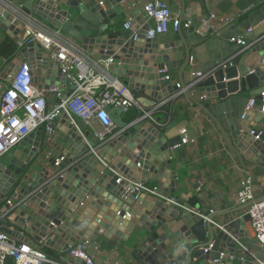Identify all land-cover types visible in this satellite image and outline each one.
<instances>
[{"label":"water","instance_id":"1","mask_svg":"<svg viewBox=\"0 0 264 264\" xmlns=\"http://www.w3.org/2000/svg\"><path fill=\"white\" fill-rule=\"evenodd\" d=\"M120 3L121 0H106L99 6L94 1L25 0L18 5L14 0H0V31L13 38L24 24L16 20L10 25L12 14H23L61 34L92 61L111 59L108 75L126 86L134 101L145 109L178 91L164 79L169 77V71L177 69V82L187 88L188 99L203 109L224 138L225 130L230 132L235 140L232 148L253 163L264 180V125L259 139L252 141L247 120H240L251 98L255 105L249 117L254 112L259 114L258 101L264 91V0H258L257 6L245 13L241 24L233 23L219 33L211 28L201 29L208 17L193 14V6L180 0V5H172L170 10L181 21L188 15L190 25L181 26L177 36L165 43H158L165 35L143 41L145 27L139 40L133 42L129 30L118 31L114 21L106 23L122 13ZM232 34L243 45H230ZM26 62L32 64L36 78L48 76L46 84L64 87L61 98L75 89L34 43H28L16 54L4 74H13ZM193 90L207 98L205 105L197 101ZM54 102L58 100L50 95L47 104ZM107 111L118 130L101 147L89 132H84L81 121L73 124L60 113L49 128L39 127L0 155V205L10 193L15 198L7 221L24 227L27 238L35 242L46 238V246L57 252H65L77 241L84 244L94 240L97 235H114L123 240L130 237L136 260L125 264H192L193 260L211 264L224 252V246H234L229 235L239 236L238 230L248 221L247 216L228 222L224 231L216 233L209 213L194 216L181 206L133 190L134 183L145 184L147 169L154 172L170 167L173 150L182 144L186 133L179 135L180 128L172 127L156 130L138 119L126 123L119 108L108 107ZM183 128L184 132L190 131V127ZM84 140L94 146L93 151ZM163 159L166 164L161 163ZM105 162L109 165L105 166ZM117 173L130 183L120 180ZM158 176L156 180L160 181L161 173ZM160 184L159 192L166 186L162 181ZM262 198L264 193L259 197ZM184 207L193 209L189 204ZM17 217L22 221L18 222ZM29 223L39 227V231H31ZM2 232L15 236L8 227ZM118 232L124 235L119 236Z\"/></svg>","mask_w":264,"mask_h":264},{"label":"built area","instance_id":"2","mask_svg":"<svg viewBox=\"0 0 264 264\" xmlns=\"http://www.w3.org/2000/svg\"><path fill=\"white\" fill-rule=\"evenodd\" d=\"M99 5L101 6L102 2H99ZM141 11L142 22H138L133 16H129L122 25L124 30H129L132 33L131 40L133 42L139 40V33L144 27L146 29L142 40L152 41L158 36L177 33L181 26L188 28L190 25L188 20L181 21L178 14L172 13L165 0H143ZM16 20H21L24 24L22 30H18L15 36L17 37L15 39L17 51L19 52L28 43L39 45L45 51L47 59L57 66L64 77L72 81L75 89L63 99L61 95L64 87L46 84V77L48 76H40L39 80L42 79L40 82L43 87L38 88L34 82V77L36 78L33 73L34 68L30 66L29 62L22 63L13 71V74H4V81L7 82V85L4 86L0 83V155L21 143L25 137L39 127L49 128L60 113L69 118L73 124L74 121L79 120L83 123L84 128H89L90 131L86 132H89L93 139L97 140L98 147H101L109 137L116 133L114 131L117 128L109 117L108 107L119 108L122 113L127 112L131 107H136L143 116L150 115L144 110L145 108L134 101L126 86L108 75L107 68L111 59L94 62L61 34L52 32L36 19L19 13L12 14L10 25H13ZM234 20L230 16L219 18L216 14H211L206 21L201 23L203 25L201 27L210 22L212 23L211 29H221L223 26L227 27L233 24ZM150 21H153L152 26L149 25ZM250 31L248 30V32ZM230 42L243 45L239 37L230 38ZM197 76L201 75L198 74ZM164 79L169 80V77ZM46 85H48L47 89L45 88ZM175 86L178 90L177 94L175 93L176 96L185 95L187 88H181L178 83ZM50 95L58 102H54L48 109L47 100ZM200 96H202L201 99H207L203 95ZM258 102L260 110L257 113L264 117V91L260 93ZM254 105L255 99H249L240 120H248ZM254 113L256 114V112ZM94 124H97L98 129L93 127ZM248 134L254 141H257L262 135V131L259 128L249 129ZM84 142L91 151L94 150L93 146L86 140ZM182 143L186 144L187 142L183 139ZM119 182L117 181V183ZM133 185V190L137 193L157 195L156 189H150L141 183H134ZM263 193L264 185L262 190H258L254 184V179L249 175L241 180L236 192L238 204L241 206L249 205L243 209V216L248 217L247 223L253 238L262 247H264V198L259 199V197ZM7 197L10 198L3 200L2 206L0 205V219L7 218L15 205L13 193ZM165 199L172 204L176 203L173 199ZM204 219L207 220L208 217ZM210 223L213 224V221ZM213 225L220 231H224V226L215 223ZM2 228L0 226V264H5L7 258H11L15 264H64L50 260L40 251V248L46 245V238L35 242L31 238H23L21 233L19 236L23 240H19L18 235L4 234ZM234 243L251 258L254 264H264L237 238H235ZM87 244L88 241L84 243V245ZM210 247L211 245L205 252H208ZM65 252L68 254L62 260L66 264H97L93 255L82 248L71 247ZM232 256L228 252L220 253L217 260L209 263L220 264L221 260L226 257L232 259ZM240 261H243L242 257H240Z\"/></svg>","mask_w":264,"mask_h":264},{"label":"crops","instance_id":"3","mask_svg":"<svg viewBox=\"0 0 264 264\" xmlns=\"http://www.w3.org/2000/svg\"><path fill=\"white\" fill-rule=\"evenodd\" d=\"M14 1L20 5L24 3L25 0ZM80 1L84 3L94 1L99 5V2L106 0ZM165 1L170 7L175 4L180 5V0ZM184 2L188 7L193 6V14L200 13L207 17L211 14H216L219 18L230 16L235 19L233 23L239 25L242 23L245 13L257 6L258 0H184ZM142 3L143 0H121V3L118 5L121 6L122 13L119 15L117 14L113 20H106L105 22L112 23L114 21L113 23L118 31L123 30L122 25L129 16H133L138 22H142ZM113 8L114 6H112V9ZM183 18V21L189 20L188 15ZM211 25L212 23L207 22L201 29H209ZM200 26L203 25L201 24ZM227 27L223 26L221 29H216V33L222 32ZM175 36H177V33H169L158 39V43L171 41ZM14 37L12 38L5 32L0 31V42L5 38H9L15 42L17 37ZM235 37L237 36L232 34L230 38ZM228 42L230 45L234 44L231 43L230 40ZM16 54L10 61L0 59V83L4 86L7 85V82L4 81L5 69L16 57ZM177 74V69L169 71V81L171 85L178 83ZM34 82L38 88L43 87L39 77H34ZM192 92L197 101L202 105L206 104L207 99H201L202 96L197 95L194 90ZM175 93L176 92H173L167 99L156 102L152 107L144 109L146 112L150 113L149 116H143L142 112L136 107H131L127 112L122 113V119L126 121V123L140 119L145 122V126L149 125L148 127L155 128L156 130L164 131V129L171 127L180 128L178 131L179 135L185 131L183 127H190V131L184 132L187 135L184 138L187 143H182L173 150L174 159H171L169 168L166 166L160 169H154V172H151L150 169L146 170L148 176L144 177V179H146L144 185L150 189H156V193L158 194H141H144L145 197H157L164 201H166L165 198L173 199L176 202L175 204L168 201L166 202L178 207L181 206L194 216L197 215L202 217L201 215L203 213H209V215L213 217V224L215 223L225 227L228 222L240 218L244 214V210L242 209L243 206L239 205L236 201V192L239 189L241 180L249 175L254 179L256 188L262 190L264 185L263 173L260 170H254L253 163L243 159L242 153H238V151L232 148L231 142L235 140L230 137L229 131L225 130L226 138H224L201 107L195 105L186 95L176 96L177 93ZM166 105H169L167 110L164 108ZM51 106L52 105H48L47 108L50 109ZM261 117V114H255L249 117L246 125L249 129H260L264 125V121L259 122ZM93 127L98 129L97 124H94ZM88 130L90 131L89 128H84V132ZM117 130L118 129H116L114 133L117 132ZM176 135L178 134L176 133ZM248 137H250L249 134ZM252 141L254 140L252 139ZM161 163L166 164V159H163ZM158 173H161L160 177H162V179L160 178V181L156 180V178L159 177ZM117 174H119L118 177L120 180L128 182L122 173ZM164 176H166V178L163 179ZM161 181L166 186L162 187V191L159 192L161 190V187H159ZM7 198L10 197H6L4 201ZM180 199L183 200V205L179 203ZM191 199L194 200L193 203H191ZM184 204L191 205L193 209L190 211L187 210ZM213 224V230L218 233L220 230ZM0 226L3 228L8 227L11 231L15 232V236H19L22 233L25 235V239H28L24 227H19L10 223L7 221V218L0 219ZM233 232L237 234V230H233ZM238 234L239 236L237 239L264 263V247L260 246L254 240L247 222L242 229L240 228L238 230ZM121 235L123 236L124 234ZM18 239L23 240L20 236ZM229 239L234 243L235 238L229 235ZM78 244L83 245V249L93 255L97 264H125L136 260L133 254L134 242L131 241L130 237L123 240L114 235L111 237L97 235L94 240L89 239L87 245L77 241L75 245ZM223 250L224 254L226 253L225 251H228V253L233 256L232 259L229 257L224 258L220 261V264H254L251 258H249L236 244L230 246V248L224 246ZM240 257L243 258L242 262L240 261ZM192 264L201 263L193 260Z\"/></svg>","mask_w":264,"mask_h":264},{"label":"trees","instance_id":"4","mask_svg":"<svg viewBox=\"0 0 264 264\" xmlns=\"http://www.w3.org/2000/svg\"><path fill=\"white\" fill-rule=\"evenodd\" d=\"M17 47L15 45V42L13 40H10L9 38H5L2 42H0V59H4L6 61H10L16 54ZM169 105H166L164 108L167 110ZM191 203H193V199L190 200ZM108 247V246H106ZM74 248H82L83 245L78 244L75 245ZM40 251L50 260L56 261V262H62L66 264L62 258L67 256V252H57L49 247L42 246L40 248ZM5 264H15L14 261L11 258H7L5 261Z\"/></svg>","mask_w":264,"mask_h":264},{"label":"bare ground","instance_id":"5","mask_svg":"<svg viewBox=\"0 0 264 264\" xmlns=\"http://www.w3.org/2000/svg\"><path fill=\"white\" fill-rule=\"evenodd\" d=\"M9 71L12 72V71H13V68H10ZM57 164H58V163H57ZM57 164H54V165H57ZM117 169H119V168H117ZM17 218H18V220H17L18 222H21V221H22L21 219H19L20 217H17ZM28 225L30 226L29 229H30L31 231H39V230H38L39 227H34L33 225H31V223H29ZM111 234H113V233L111 232ZM117 234H119V236H120V234H122V232H121V233L118 232ZM54 245H55V243H54Z\"/></svg>","mask_w":264,"mask_h":264},{"label":"rangeland","instance_id":"6","mask_svg":"<svg viewBox=\"0 0 264 264\" xmlns=\"http://www.w3.org/2000/svg\"><path fill=\"white\" fill-rule=\"evenodd\" d=\"M112 28H115V27H112ZM103 164H104V163H103ZM107 164H108V163H107V162H105V164H104V165L106 166ZM35 165H36V164H34V165H33V167H37V166H35ZM108 165H109V164H108ZM37 168H38V167H37Z\"/></svg>","mask_w":264,"mask_h":264}]
</instances>
